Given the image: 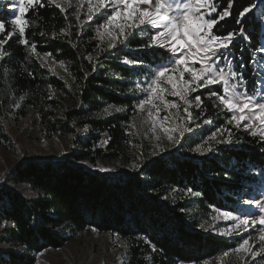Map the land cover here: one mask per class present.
<instances>
[{
    "label": "trees",
    "instance_id": "1",
    "mask_svg": "<svg viewBox=\"0 0 264 264\" xmlns=\"http://www.w3.org/2000/svg\"><path fill=\"white\" fill-rule=\"evenodd\" d=\"M42 3L43 7L30 8L25 14L31 26L23 35L13 32L9 11L4 5L0 8V21L5 23V31L0 33V40L4 41L0 51L8 58L15 88L24 92L44 82L58 88L65 85L54 77L43 78L45 73L35 66L24 70L27 50L21 41L27 38L41 53H50L79 69L81 109L67 111L66 119L104 104L131 108L135 99L129 94L128 85L135 71L118 60H143L144 66L154 68L159 61L150 55L152 50H137L146 38L134 34L127 42L128 51L121 56L103 54L97 63H89L80 47H70L59 39L69 24L67 15L49 0ZM215 3L222 11L228 0ZM246 7L252 10L239 17ZM229 11L231 15L213 31L223 36L230 31L238 33L240 28L245 30L246 35L231 45L230 52L242 55L247 72L244 77L251 86V54L257 53L264 42V0H233ZM86 44L88 50L97 43L88 40ZM241 45L248 49L241 51ZM214 88L220 90L218 85ZM208 91L206 88L200 92L204 101L200 117L231 128L224 119L228 114L220 112L214 100L208 98ZM128 117L117 114L88 120L89 130L96 136L88 143L82 140L79 152L68 153L58 162L25 160L14 168L8 181L28 185L36 196L25 197L6 186L0 189V264H36L37 255L44 250L60 249L76 234L93 229L130 241V259L126 264L201 262L236 245L229 239L191 229L185 217L187 203L173 193L190 189L199 192L197 199L202 208H233L230 204L241 193L244 182L256 186L264 182V139L252 136L248 130L231 128L233 144L216 148L213 155L188 158L168 154L117 175L89 172L75 164L120 155Z\"/></svg>",
    "mask_w": 264,
    "mask_h": 264
},
{
    "label": "rangeland",
    "instance_id": "2",
    "mask_svg": "<svg viewBox=\"0 0 264 264\" xmlns=\"http://www.w3.org/2000/svg\"><path fill=\"white\" fill-rule=\"evenodd\" d=\"M58 2L61 8L65 9L64 13L69 18V24L67 28L61 31L59 39L65 41L70 47H80L86 61L97 63L103 54L120 55V53L128 51V41L126 42V46L119 44V41H117L116 48L108 49L107 44L109 40L107 35L103 39L97 35L96 29L103 24L105 17L108 15L107 10H102L101 13L95 14L93 19L89 21L87 19L88 0H71V6H69L66 0H58ZM3 5L9 11L8 17L10 21L14 18L13 6L10 0H0V8ZM154 5L155 0H153ZM140 7L149 6L140 5ZM256 7L255 5L252 8ZM15 14L18 15L19 13L16 12ZM77 14L80 16L79 20L76 19ZM30 26L31 24L28 22L25 30ZM14 31H18V28ZM100 31L103 32L104 29L100 28ZM115 31L119 33V29H115ZM128 33H132L129 38L134 34L146 38V34L139 29L133 31V29L126 27L125 34ZM27 40V58L24 70L30 71L35 66L39 71L45 73L43 78L54 77L64 82L65 85L63 88H58L49 82H44L30 91L20 92L12 84V70L7 66V63H9L7 62L8 58L3 56L0 59V189L6 186L17 190L25 197H35L36 193L28 185L10 183L8 181V176L14 168L25 160L34 159L40 162H58L64 159L68 153L79 152L82 140L88 143L89 140H92L96 136L95 133L90 132L87 121L104 119L117 114H128L129 116L124 123L125 136L122 153L115 158H106L97 162L88 160L76 161V165L82 166L89 172L117 175L125 170H136L143 163L154 157H162L168 154L188 158L210 156L216 153V148L233 144V140L231 143H217L216 140H208V143L204 144L213 132L225 126H217L213 122L206 125L203 124V119L200 117L201 109L197 108L194 103L189 109L193 112L194 122L188 124V127H191L193 130L186 132L178 144L168 141L167 135L159 125H157L155 133H153L152 124L155 117L148 116L149 106H146L143 112H137L134 107L143 96L140 89L147 83V78L150 75L148 69L150 67L144 65L133 67L131 64L122 63L123 60L127 59L123 57L119 58V63L132 67L135 71L128 85V92L135 99L133 106L126 108L104 104L91 112L83 110L81 114L75 115L74 118L66 119L65 113L67 111L81 109L80 83L77 76V70L79 69H75L67 61L47 56L45 53L38 51L37 48L35 52H32L30 46L35 43L31 39ZM88 40L91 42L95 41L97 44L92 49L85 50ZM238 41L239 36L233 43ZM262 47H264V42L262 43ZM245 49H248L247 46L241 45V51ZM230 51L231 48L228 55L231 67L243 74V79L247 82L246 90L250 94H258L264 90V52L259 50L257 53L251 54V66L253 67L251 80H253L254 84L250 86L244 77L247 72L244 71L242 55ZM89 56L93 57L91 61L88 60ZM61 62L63 63L61 64ZM221 66H224V61L221 62ZM151 69L154 70L155 67ZM187 78L186 74L185 79ZM249 82L252 84V81ZM205 89L200 88L196 92L191 93L189 99H192L195 95L202 97L200 92ZM164 99L173 101L180 106L179 116L183 117L186 115L183 112L185 105L179 97H174L170 92H166L164 93ZM156 103L162 109L160 111L161 119L166 114L171 113L170 120L164 122L165 127H169L173 123L176 125L187 123L176 117V109H166L161 101H156ZM106 107L111 108L109 113L104 112ZM115 108H121L122 110L116 112ZM220 112H224V110L220 108ZM224 119L227 122L229 114L224 115ZM197 124L200 127H196ZM230 127L235 128L234 125H230ZM239 129L246 130L243 126ZM253 129L259 135L261 126L258 120L253 122ZM248 131L251 132V129H248ZM157 135L161 137L159 141L155 139ZM174 135L178 137V134ZM217 139L227 141L228 137L226 134L224 136L218 135ZM198 144H204L205 151L202 154L193 151ZM209 147L211 151L207 150ZM100 167L108 168L111 171H99ZM235 169L237 170L238 166ZM259 173L260 170L256 171V175H259ZM173 195L185 200V203H187L185 217L191 229L203 233H212L235 242L236 245L231 249L237 247L250 234L252 239L249 243L250 245H255L252 251H258L261 248L259 239L262 234L260 231L261 226L257 224L255 228H251V217H258L259 211L254 207L250 208L248 205L243 204V201L254 199L264 202V182L261 186H256L252 182H244L241 193L235 197V202L230 204L233 208L227 209L215 206H211L209 209L202 208L197 199L200 196L199 192H189V190L184 192L177 191ZM214 209L230 211L234 215L248 217L250 232L240 231L239 234L233 233L231 236L221 235L219 230L231 227L233 222L220 219L213 221L212 216L216 215ZM201 224L204 225V228H201ZM130 248L131 243L129 240L115 234L97 232L93 229L76 234L71 241L60 249L44 250L42 252L43 255L41 253L37 255L36 264H126L130 259ZM228 250H222L215 256L206 258L201 262H179L178 264H264V253L255 259L247 253L230 252L229 256H223V253Z\"/></svg>",
    "mask_w": 264,
    "mask_h": 264
},
{
    "label": "snow or ice",
    "instance_id": "3",
    "mask_svg": "<svg viewBox=\"0 0 264 264\" xmlns=\"http://www.w3.org/2000/svg\"><path fill=\"white\" fill-rule=\"evenodd\" d=\"M10 2L13 6L14 18L9 23L14 27V30L18 28L19 34L23 35L28 23L25 14L30 8L34 9L36 6L43 7L44 5L42 0H10ZM49 2L61 8L58 0H49ZM66 2L71 6V0H66ZM232 3L233 0H228L227 7L220 11L215 0H155L154 6L153 0H88L87 19L89 21L102 10L108 12L103 24L96 29L97 35L102 39L107 35L108 49L116 48L117 41L126 46V42L132 35V33L125 34L126 27L133 31L139 29L146 34V40L137 50L146 53L148 50H152L150 55L156 57L159 62L156 63L154 70L148 69L150 75L147 78V83L140 89L143 96L134 107L137 112H143L145 107L149 106L148 116L155 117L152 124L153 133L159 125L167 135V140L174 144H178L186 132L193 130L188 127V124L194 122L193 112L189 109L194 103L197 108L202 110L201 106L204 101L200 95H195L192 99H189V96L200 88H208V98L214 100L218 108L229 114L227 125H234L237 129L243 126L246 130L251 129L252 136H257V131L253 129V122L258 120L261 126L259 135L264 139V90L258 94H250L246 90L247 82L243 79V74L234 70L228 59L233 41L238 36L244 37L245 30L240 28L238 33L230 31L223 36L217 35L213 31L220 21L231 15L229 9L232 7ZM140 5L149 7H140ZM61 11L64 12L65 9L61 8ZM248 11L250 8H244L239 13V17L242 18ZM16 12L19 14H15ZM76 19H80L78 14ZM100 28H103L104 31L101 32ZM115 29H119V33ZM4 31L5 23L0 21V33ZM8 35L10 37L12 33ZM21 42L28 45L27 39H23ZM3 43L4 41L0 40V45ZM30 47L32 52L36 51L35 44ZM260 51L264 52V47ZM46 55L51 56L50 53ZM3 56L4 53L0 51V59ZM92 59L93 57H88L89 61ZM222 61H224V66H221ZM122 63L138 67L142 66L145 61L125 59ZM93 71H95V67H93ZM186 74L187 79H185ZM217 85L219 91L214 88ZM166 92H170L172 96L179 97L183 101L185 116H179L180 106L177 103L164 99ZM156 101H161L166 109H176V117L187 123L180 125L173 123L171 126L165 127L164 122L170 120L171 113L161 119L160 111L162 109ZM121 110V108H115L116 112ZM110 111V107L104 109L106 113ZM211 122L209 119L203 120L205 125ZM196 127H200V125L197 124ZM174 134H178V137ZM225 134L228 137L227 141L217 139L218 135L224 136ZM232 135L231 128L227 126L218 128L204 144H207L208 140H216L217 143H231ZM155 139L159 141L161 137L157 135ZM204 144H198L193 151L202 154L205 151ZM207 150L211 151V148L209 147ZM99 171L111 170L100 167ZM189 192H191L190 189ZM243 204L259 211L258 217H251V228H255L257 224L261 226L262 234L259 237L261 248L258 251H252L255 245H250L249 241L252 237L249 234L248 238L243 239L237 247L225 251L223 256H229L230 252L247 253L255 259L264 253V202L247 199L243 201ZM214 212L216 215L212 216L213 221L220 219L233 222L231 227L219 230L221 235L231 236L233 233L239 234L240 231L250 232L248 217H241L234 215L233 212L220 209H214ZM200 226L204 228L203 224ZM152 247L155 251V246Z\"/></svg>",
    "mask_w": 264,
    "mask_h": 264
},
{
    "label": "water",
    "instance_id": "4",
    "mask_svg": "<svg viewBox=\"0 0 264 264\" xmlns=\"http://www.w3.org/2000/svg\"><path fill=\"white\" fill-rule=\"evenodd\" d=\"M256 11L259 13V10L258 9Z\"/></svg>",
    "mask_w": 264,
    "mask_h": 264
}]
</instances>
